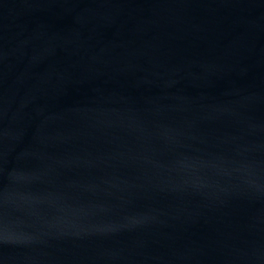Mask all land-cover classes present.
<instances>
[{
	"label": "water",
	"instance_id": "water-1",
	"mask_svg": "<svg viewBox=\"0 0 264 264\" xmlns=\"http://www.w3.org/2000/svg\"><path fill=\"white\" fill-rule=\"evenodd\" d=\"M0 264H264V0H0Z\"/></svg>",
	"mask_w": 264,
	"mask_h": 264
}]
</instances>
